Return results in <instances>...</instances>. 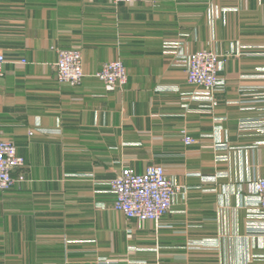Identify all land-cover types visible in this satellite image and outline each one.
I'll return each mask as SVG.
<instances>
[{
	"label": "crops",
	"instance_id": "0c3cea01",
	"mask_svg": "<svg viewBox=\"0 0 264 264\" xmlns=\"http://www.w3.org/2000/svg\"><path fill=\"white\" fill-rule=\"evenodd\" d=\"M70 48L76 86L55 71ZM202 49L224 60L214 94L178 61ZM0 51V140L27 165L0 191V264H264V0H0ZM118 59L110 90L96 73ZM150 164L181 186L159 228L110 187Z\"/></svg>",
	"mask_w": 264,
	"mask_h": 264
},
{
	"label": "built area",
	"instance_id": "2783aa9c",
	"mask_svg": "<svg viewBox=\"0 0 264 264\" xmlns=\"http://www.w3.org/2000/svg\"><path fill=\"white\" fill-rule=\"evenodd\" d=\"M143 1L112 0L114 5ZM178 61L186 67L188 84L212 94L223 90L225 82L220 73L224 60L218 53L207 49L188 54L180 52ZM5 62L6 56L0 51V78ZM55 71L59 82L79 85L85 76L82 51L78 48L60 50ZM96 76L110 90L122 88L128 81L127 69L119 59L106 62ZM183 140L187 145L196 142L195 138L186 133ZM26 166V160L19 154L16 144L0 140V191L9 190L16 181H23V174L15 177L13 173ZM110 187L115 195L114 210L122 212L128 219L152 221L158 228L162 225L163 217L173 211L176 196L181 189L169 178L161 164H150L142 172L122 167L110 180ZM251 188L258 198L256 210L264 216V177L252 181Z\"/></svg>",
	"mask_w": 264,
	"mask_h": 264
}]
</instances>
